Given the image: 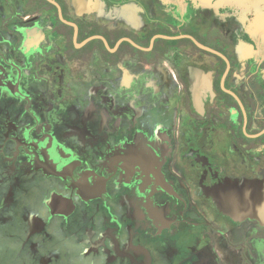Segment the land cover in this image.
<instances>
[{"label": "flooded vegetation", "instance_id": "1", "mask_svg": "<svg viewBox=\"0 0 264 264\" xmlns=\"http://www.w3.org/2000/svg\"><path fill=\"white\" fill-rule=\"evenodd\" d=\"M0 92V119H79L71 137L100 149L80 168L112 173L134 264L264 251V222L218 201L264 181V0H0Z\"/></svg>", "mask_w": 264, "mask_h": 264}, {"label": "rangeland", "instance_id": "2", "mask_svg": "<svg viewBox=\"0 0 264 264\" xmlns=\"http://www.w3.org/2000/svg\"><path fill=\"white\" fill-rule=\"evenodd\" d=\"M20 113L0 119V264H134L112 173L80 168V162L90 168L100 161L99 147L87 151L89 143L83 148L80 136L71 137L81 134L79 119H41L56 125L47 133L31 119H16ZM201 209L212 218L208 206ZM151 251L158 262L168 260L164 248ZM195 253L215 264L209 250ZM263 254L254 252L251 264H264ZM231 259L239 264L241 255Z\"/></svg>", "mask_w": 264, "mask_h": 264}, {"label": "water", "instance_id": "3", "mask_svg": "<svg viewBox=\"0 0 264 264\" xmlns=\"http://www.w3.org/2000/svg\"><path fill=\"white\" fill-rule=\"evenodd\" d=\"M218 201L226 213L239 217L250 216L264 222V181L243 182L233 189L221 188Z\"/></svg>", "mask_w": 264, "mask_h": 264}]
</instances>
